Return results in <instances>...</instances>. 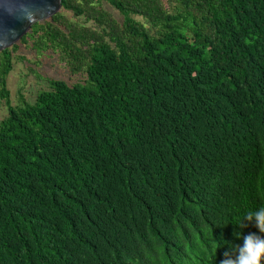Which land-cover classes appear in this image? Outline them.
<instances>
[{
  "label": "trees",
  "instance_id": "obj_1",
  "mask_svg": "<svg viewBox=\"0 0 264 264\" xmlns=\"http://www.w3.org/2000/svg\"><path fill=\"white\" fill-rule=\"evenodd\" d=\"M22 48L77 81L12 106ZM2 106L0 264H220L259 234L264 0H62L0 52Z\"/></svg>",
  "mask_w": 264,
  "mask_h": 264
},
{
  "label": "rangeland",
  "instance_id": "obj_2",
  "mask_svg": "<svg viewBox=\"0 0 264 264\" xmlns=\"http://www.w3.org/2000/svg\"><path fill=\"white\" fill-rule=\"evenodd\" d=\"M116 18L120 19L117 12L105 5ZM25 55L28 62H16L15 69L7 79V89L10 93L12 106L21 105L22 96L28 103H33L36 95L41 90H48L47 79H58L65 81H77L71 78L68 71L61 67L56 60H49L44 56L34 57L31 52L22 48L19 52ZM7 115V110L3 106L0 108V120Z\"/></svg>",
  "mask_w": 264,
  "mask_h": 264
},
{
  "label": "water",
  "instance_id": "obj_3",
  "mask_svg": "<svg viewBox=\"0 0 264 264\" xmlns=\"http://www.w3.org/2000/svg\"><path fill=\"white\" fill-rule=\"evenodd\" d=\"M62 0H0V52L12 47L30 28L56 15Z\"/></svg>",
  "mask_w": 264,
  "mask_h": 264
},
{
  "label": "clouds",
  "instance_id": "obj_4",
  "mask_svg": "<svg viewBox=\"0 0 264 264\" xmlns=\"http://www.w3.org/2000/svg\"><path fill=\"white\" fill-rule=\"evenodd\" d=\"M242 220H247L253 223V226L258 230V233H233L236 239H242V245H229L230 252L224 253V259L220 264H264V206L255 210L247 211L238 227H246Z\"/></svg>",
  "mask_w": 264,
  "mask_h": 264
}]
</instances>
